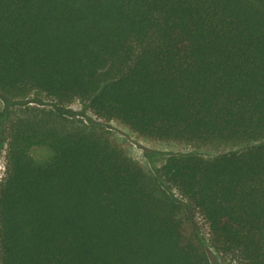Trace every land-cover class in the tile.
Returning a JSON list of instances; mask_svg holds the SVG:
<instances>
[{"label":"trees","instance_id":"1","mask_svg":"<svg viewBox=\"0 0 264 264\" xmlns=\"http://www.w3.org/2000/svg\"><path fill=\"white\" fill-rule=\"evenodd\" d=\"M30 95L215 155L153 173ZM0 100L23 106L8 113L0 264H210L195 214L214 251L264 264V0H0Z\"/></svg>","mask_w":264,"mask_h":264},{"label":"rangeland","instance_id":"2","mask_svg":"<svg viewBox=\"0 0 264 264\" xmlns=\"http://www.w3.org/2000/svg\"><path fill=\"white\" fill-rule=\"evenodd\" d=\"M24 101L27 106L58 111L68 116L78 117L85 123L95 122L102 125L109 132L110 136L127 151L131 158L153 173L163 165L170 155L191 153H197L205 157L215 155L208 149H195L181 144L144 139L117 121L103 120L95 116L86 103L76 101L70 105L61 106L43 95H30ZM20 107L23 106L12 105L7 107L0 100V182L4 179L6 173L5 156L7 149L6 128L8 126V113H13ZM31 155L34 159L41 161L49 157L50 152L45 148L37 147L31 150ZM164 187L173 199L184 202L176 190L165 185ZM195 220L206 242L210 264H236L229 256L217 253L210 247L207 225L198 214H195Z\"/></svg>","mask_w":264,"mask_h":264}]
</instances>
